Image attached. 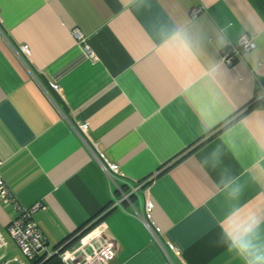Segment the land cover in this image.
Masks as SVG:
<instances>
[{
	"label": "crops",
	"instance_id": "0c3cea01",
	"mask_svg": "<svg viewBox=\"0 0 264 264\" xmlns=\"http://www.w3.org/2000/svg\"><path fill=\"white\" fill-rule=\"evenodd\" d=\"M176 30L188 48L162 43ZM243 34L255 48L222 64L220 50ZM225 134L235 149L221 168L244 185L239 204L264 214L253 169L264 144V0H0V176L21 206L41 204L33 220L50 250L78 234L58 264L106 241L110 264H242L220 243V221L239 205L217 187L220 168L200 166ZM135 183L134 209H108L116 185ZM146 199L155 234L135 215ZM15 217L0 198V262L22 257L7 231Z\"/></svg>",
	"mask_w": 264,
	"mask_h": 264
},
{
	"label": "built area",
	"instance_id": "2783aa9c",
	"mask_svg": "<svg viewBox=\"0 0 264 264\" xmlns=\"http://www.w3.org/2000/svg\"><path fill=\"white\" fill-rule=\"evenodd\" d=\"M202 12V7H198L192 11V16L198 15ZM73 36L76 41L81 44L88 54V57L93 58V53L86 44L85 39L80 33V31H73ZM256 44L252 37L243 34L241 35L237 42L232 45H228L220 50L219 61L226 66H233L234 62L239 60L242 54L249 52L255 48ZM56 92H60L58 85L54 84L52 86ZM102 169L113 179V175H118V166L116 164L110 163L97 157ZM1 164V161H0ZM152 175L139 186L143 187L152 181ZM114 181V180H113ZM116 185V184H115ZM138 185V184H137ZM137 186L129 185L128 189L124 191L120 186L116 185V190L118 196L114 197L112 203L109 205L108 209L122 208L124 203H128L132 209H134L131 197L137 193ZM0 198L4 202H11L16 210V217L8 224L7 231L11 238L16 242L20 252L22 254L21 258H14L12 261L0 262V264H29V261L36 258L37 256L43 255L48 258L54 254L62 257L61 248L50 250L47 245V240L42 234L39 227L33 220L34 213L41 208L40 203H35L29 207L21 206L12 195L10 189L6 185L5 181L0 176ZM153 208V203L146 199L144 201L143 209L140 213H135V215L142 218L146 226L155 234L157 228L151 226L149 220L147 219ZM115 246L112 241L103 242L97 250H95L91 255L86 257L84 260L79 261L74 264H110L115 257ZM176 255H179V251H175ZM64 259V258H63ZM65 261V259L63 260ZM67 264V263H65Z\"/></svg>",
	"mask_w": 264,
	"mask_h": 264
},
{
	"label": "clouds",
	"instance_id": "9594fccd",
	"mask_svg": "<svg viewBox=\"0 0 264 264\" xmlns=\"http://www.w3.org/2000/svg\"><path fill=\"white\" fill-rule=\"evenodd\" d=\"M165 29H161L158 37L163 35ZM163 44H175L181 48H188L189 42L181 31H173L172 34L162 40ZM221 136V143L200 162L202 168L216 170L220 168V179L217 187L226 194L227 199L239 206L220 221L222 235L220 243L227 245L230 252L234 253L242 261V264H264V214L259 208H245L239 204L244 185L239 178L231 174L226 166L221 168L225 148L229 151L235 149L234 142ZM253 169H259L257 177L264 179V144L260 145V156Z\"/></svg>",
	"mask_w": 264,
	"mask_h": 264
},
{
	"label": "trees",
	"instance_id": "16d2710c",
	"mask_svg": "<svg viewBox=\"0 0 264 264\" xmlns=\"http://www.w3.org/2000/svg\"><path fill=\"white\" fill-rule=\"evenodd\" d=\"M82 230H84V228ZM70 237H68L69 240L65 241V243H64L65 245L63 244V247L61 248V250L64 247H66L68 244H70L72 241H74V239H76L78 237V234H76L75 237L73 235ZM59 246L54 247V249L59 248ZM58 261H59L58 255H56V254H54L48 258H45L43 255H41V256H37L36 258L29 261V264H58L59 263Z\"/></svg>",
	"mask_w": 264,
	"mask_h": 264
}]
</instances>
